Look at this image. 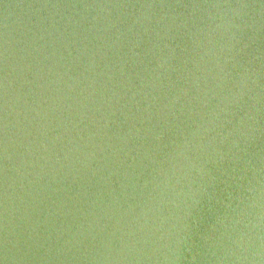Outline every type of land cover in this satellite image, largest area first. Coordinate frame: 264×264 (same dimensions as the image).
<instances>
[{
	"label": "water",
	"instance_id": "obj_1",
	"mask_svg": "<svg viewBox=\"0 0 264 264\" xmlns=\"http://www.w3.org/2000/svg\"><path fill=\"white\" fill-rule=\"evenodd\" d=\"M0 264H264V0H0Z\"/></svg>",
	"mask_w": 264,
	"mask_h": 264
}]
</instances>
